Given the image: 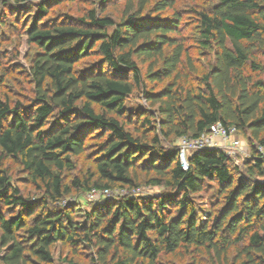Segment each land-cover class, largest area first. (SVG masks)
Masks as SVG:
<instances>
[{
  "label": "trees",
  "instance_id": "1",
  "mask_svg": "<svg viewBox=\"0 0 264 264\" xmlns=\"http://www.w3.org/2000/svg\"><path fill=\"white\" fill-rule=\"evenodd\" d=\"M61 2H0V38L10 27L36 47L30 100L0 91V264H51L58 242L88 250L87 264H162L179 252L227 261L231 249L240 264H264V158L257 149L240 165L223 148L196 150L183 169L178 147L163 143L198 137L220 122L251 146L264 145V0L191 9L201 71L176 0H125L117 18L103 6L69 20L46 18ZM19 9L34 11L22 30L11 22ZM93 50L99 63L77 70ZM6 75L0 61V87ZM135 93L147 109L127 107ZM92 136L90 169L67 183L64 172L74 170L72 157L85 153ZM8 158L39 199L12 181ZM140 172L163 191L102 198L86 211L63 206L73 190L138 188Z\"/></svg>",
  "mask_w": 264,
  "mask_h": 264
},
{
  "label": "rangeland",
  "instance_id": "2",
  "mask_svg": "<svg viewBox=\"0 0 264 264\" xmlns=\"http://www.w3.org/2000/svg\"><path fill=\"white\" fill-rule=\"evenodd\" d=\"M2 0H0L1 2ZM101 0H63L59 5H52L48 7L49 13L46 18L53 20H69L71 18H77V16L82 15L86 10L93 7L103 6L107 7L106 11L109 15L117 18L119 11L123 8L125 0H110L104 2L100 5ZM215 0H176V8L182 13L184 18V26L182 31L184 37L186 38V43L190 47V53L195 58V64L197 65L199 71H201L205 66L204 58L196 57L197 48L192 46L194 43L198 28L193 20V14L191 13L192 8L198 9L199 7H206L213 3ZM4 6L0 3V16L3 15ZM29 10V9H28ZM19 9L15 14V19H11V22L15 24V27L22 30L26 23L31 20L33 16L32 10ZM6 13L7 10H6ZM17 14L18 17L16 16ZM9 15V14H6ZM10 17V15H9ZM17 19V20H16ZM36 47L26 40V36L23 33L17 32L16 30L11 31L10 27L5 28L4 34L0 38V61L3 65V73H7L5 80L0 87L2 93H9L12 100L19 99L21 101H27L31 98V80L28 74L29 63L32 55L35 53ZM259 58L264 62V55L259 54ZM99 63V57L97 52L93 50L89 56L81 59L75 68L79 71L85 70L89 67L93 68L94 65ZM93 66V67H92ZM88 71V70H85ZM126 105L129 109L142 106V108L147 109L146 102L141 99L138 94H133L127 101ZM234 139L239 141V148L234 150L232 153H227L231 155H236L235 161L240 165L243 160L250 157V148L257 147L256 142H252V146L247 141L246 137L237 131L234 133ZM174 141V140H173ZM164 144L173 145L178 147L179 139L174 142ZM97 139L92 136L87 141L86 151L83 155L73 156L72 160L74 162V170L64 172V179L67 183L75 177L82 175L87 169H90L92 164V157L95 151V145ZM192 152H189L190 155ZM8 168V173L11 176L12 181L21 189L23 195L29 196L32 199H39L41 196L40 191L36 188L34 184H31L25 180V174L22 170L21 165L15 160L8 158L5 162ZM145 176L143 173H139V180H141L142 185L139 187V195H159L163 191V187H159L156 184L145 183ZM210 191V190H208ZM208 192L204 193L203 198L201 197L198 201H205V197ZM88 196V192H77L73 190L68 196L64 198V204L73 203L76 207H79L82 211L90 210L92 205L95 203ZM61 202V204H62ZM52 263L51 264H67L66 258L79 259L82 264H87V253L88 250L77 247L74 250V246L68 243H56L52 246ZM162 264H240L242 258L233 249L229 250L227 261H220L218 259L212 260L210 256L201 255L197 258H192L189 254L184 252L176 253V255H165L162 257Z\"/></svg>",
  "mask_w": 264,
  "mask_h": 264
},
{
  "label": "built area",
  "instance_id": "3",
  "mask_svg": "<svg viewBox=\"0 0 264 264\" xmlns=\"http://www.w3.org/2000/svg\"><path fill=\"white\" fill-rule=\"evenodd\" d=\"M236 129L234 127L226 128L220 122H216L209 127L206 133H202L195 138L181 137L178 145V156L183 154L188 163L189 152L203 149L223 148L229 153L239 148V141L234 139V133ZM258 153L264 158V145H257ZM183 167V166H182ZM187 169V167H183ZM140 188L126 189L124 187L105 188V189H92L88 192V196L93 200H100L107 197H118L126 194L133 196L139 195Z\"/></svg>",
  "mask_w": 264,
  "mask_h": 264
},
{
  "label": "clouds",
  "instance_id": "4",
  "mask_svg": "<svg viewBox=\"0 0 264 264\" xmlns=\"http://www.w3.org/2000/svg\"><path fill=\"white\" fill-rule=\"evenodd\" d=\"M180 164L183 167H188V163H187L186 158H185V156L183 154L180 156Z\"/></svg>",
  "mask_w": 264,
  "mask_h": 264
}]
</instances>
